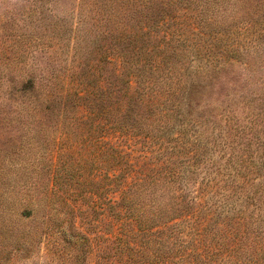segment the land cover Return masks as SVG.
Instances as JSON below:
<instances>
[{
	"label": "trees",
	"instance_id": "trees-1",
	"mask_svg": "<svg viewBox=\"0 0 264 264\" xmlns=\"http://www.w3.org/2000/svg\"><path fill=\"white\" fill-rule=\"evenodd\" d=\"M182 1L165 0L183 10L170 21L183 19L164 28L156 50L139 52L131 19L142 2L78 3L86 9L84 27L54 87H40V113L78 132L72 149H85L90 169L98 166L91 194L101 203V231L66 238L73 249L82 240L86 264H264V142L253 119L259 113L242 117L244 96L214 97L221 75L239 61L228 55L253 48L251 40L239 47L227 38L264 31L246 22L218 36L212 15L237 0ZM243 1L251 14L260 4ZM139 140L156 145L154 156L136 154Z\"/></svg>",
	"mask_w": 264,
	"mask_h": 264
},
{
	"label": "rangeland",
	"instance_id": "rangeland-1",
	"mask_svg": "<svg viewBox=\"0 0 264 264\" xmlns=\"http://www.w3.org/2000/svg\"><path fill=\"white\" fill-rule=\"evenodd\" d=\"M83 1L0 0V264H86L82 240L73 249L66 238L77 234L93 238L101 231V203L97 194H91L92 186L99 184V171L93 170L97 164L90 169L85 149H72L79 142V133L67 122L49 112L40 113V107H45L40 87H54L59 65L68 59L73 37L84 27L86 9L78 6ZM139 2L142 4L131 19L137 51L156 50L164 28L167 31L182 20L177 17L183 10L178 4L168 8L165 0L164 5L163 0ZM181 3L187 4L185 0ZM173 14L177 17L170 21L167 16ZM212 16L218 36L233 34L246 22L255 24L256 31H264V0L252 14L243 0H237L225 3V10ZM113 27L109 25L107 30L114 37L117 30ZM249 40L251 54L228 55L239 61L221 75L214 97L223 101L226 95L244 96L247 106L242 117L249 120L252 111L259 113L253 119L261 124L258 136L264 142V34L227 38L239 47ZM102 43L114 48L115 40L105 38ZM132 148L136 154L148 150L154 156L156 145L139 140ZM93 174L94 185L90 182ZM71 192L76 195L70 197Z\"/></svg>",
	"mask_w": 264,
	"mask_h": 264
}]
</instances>
